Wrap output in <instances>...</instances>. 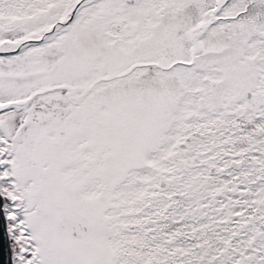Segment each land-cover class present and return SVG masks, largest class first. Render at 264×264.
I'll return each instance as SVG.
<instances>
[{
  "label": "snow or ice",
  "instance_id": "snow-or-ice-1",
  "mask_svg": "<svg viewBox=\"0 0 264 264\" xmlns=\"http://www.w3.org/2000/svg\"><path fill=\"white\" fill-rule=\"evenodd\" d=\"M0 264H264V0H0Z\"/></svg>",
  "mask_w": 264,
  "mask_h": 264
}]
</instances>
